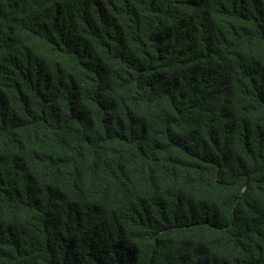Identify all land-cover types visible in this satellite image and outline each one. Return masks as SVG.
<instances>
[{
    "label": "trees",
    "instance_id": "obj_1",
    "mask_svg": "<svg viewBox=\"0 0 264 264\" xmlns=\"http://www.w3.org/2000/svg\"><path fill=\"white\" fill-rule=\"evenodd\" d=\"M0 264H264V0H0Z\"/></svg>",
    "mask_w": 264,
    "mask_h": 264
}]
</instances>
